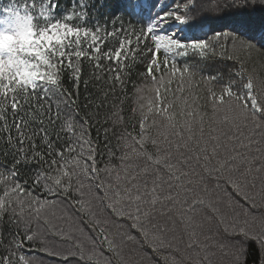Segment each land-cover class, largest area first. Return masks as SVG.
I'll return each instance as SVG.
<instances>
[{"label": "snow or ice", "instance_id": "snow-or-ice-1", "mask_svg": "<svg viewBox=\"0 0 264 264\" xmlns=\"http://www.w3.org/2000/svg\"><path fill=\"white\" fill-rule=\"evenodd\" d=\"M206 5L231 33L185 35ZM103 7L0 8V264H43L30 252L99 264L98 247L120 256L124 242L165 264H249V242L264 250V214L245 207L257 180L264 200V78L243 62L225 81L180 61L216 56L221 37L264 52L257 0H138L134 21L101 20ZM69 209L87 217L74 232L59 223Z\"/></svg>", "mask_w": 264, "mask_h": 264}, {"label": "trees", "instance_id": "trees-1", "mask_svg": "<svg viewBox=\"0 0 264 264\" xmlns=\"http://www.w3.org/2000/svg\"><path fill=\"white\" fill-rule=\"evenodd\" d=\"M10 0H0V8L6 6ZM62 2L67 3V0H62ZM138 0H98V3H102L104 5L101 8V20L104 16L114 12L116 15H123L126 20H135L136 16L130 14L132 12V6H134ZM172 2V0H161V3ZM215 0H210V3H214ZM223 2V0H221ZM252 13L255 18H259L264 16V7L259 6ZM210 5H206V15L204 18V25L202 28L197 29L194 33L192 31L185 32V35L188 37L195 38H208L213 36L216 31L219 32H232L230 28V23L228 18H222L223 14L215 11L209 10ZM232 9L228 10L227 14H232ZM216 56H209V58H199L195 54H190L187 58L181 59L180 63H189L196 64L200 69L203 75H219L225 81L229 78V74H232L236 71H239L241 62H243L244 68L246 71H252L255 69L257 75L261 78H264V52H255L253 51L249 54L246 51H236L233 48V43L231 39L225 40L221 37L218 44H216ZM222 53V54H221ZM239 57V59H229L228 57ZM87 78V77H85ZM96 85H91L90 90L95 91ZM83 91V86H82ZM113 163H118V161H113ZM215 183L213 180L209 187ZM253 193L257 194V198L255 201L256 206L251 207L250 204H245L244 201L241 200V204H245V207H249L250 211L256 215L260 216L264 214V200L260 199L261 192V182L260 180L256 181L255 189L251 190ZM57 215L60 216L62 213L59 209L56 210ZM67 215L71 217V219L65 221L61 220L59 223L65 229L66 232H74L77 227H83L81 224V220H87V217H81L75 215L70 209L67 211ZM127 230V224L123 220H114L112 231L113 233H122ZM85 233L89 234L88 229L85 228ZM79 236V233H76ZM51 244L56 245L59 249H65L69 246L70 242L61 240L60 238H54L50 240ZM117 243H121L120 237L117 236ZM99 254V264H105V262H109V264H121V257L128 264H165V261L160 258L159 254L153 253L152 249L148 245H139L124 242L121 244V255L118 256L114 253H110L103 248L98 247L97 249ZM29 255H34L38 260H42L43 264H96V259L93 261H79L76 257L71 258L67 262L63 260L62 257L50 256L43 252H35V253H27ZM248 260L249 264H253V261H260V264H264V250H261L259 246L255 242H249L248 245ZM163 255H170L169 253H164ZM176 259H183L182 254H176Z\"/></svg>", "mask_w": 264, "mask_h": 264}, {"label": "rangeland", "instance_id": "rangeland-1", "mask_svg": "<svg viewBox=\"0 0 264 264\" xmlns=\"http://www.w3.org/2000/svg\"><path fill=\"white\" fill-rule=\"evenodd\" d=\"M172 2H169V4H171Z\"/></svg>", "mask_w": 264, "mask_h": 264}]
</instances>
